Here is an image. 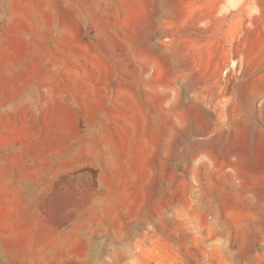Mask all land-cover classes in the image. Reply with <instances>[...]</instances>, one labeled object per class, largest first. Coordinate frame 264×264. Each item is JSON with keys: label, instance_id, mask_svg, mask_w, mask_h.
Wrapping results in <instances>:
<instances>
[{"label": "rangeland", "instance_id": "obj_1", "mask_svg": "<svg viewBox=\"0 0 264 264\" xmlns=\"http://www.w3.org/2000/svg\"><path fill=\"white\" fill-rule=\"evenodd\" d=\"M0 264H264V0H0Z\"/></svg>", "mask_w": 264, "mask_h": 264}, {"label": "crops", "instance_id": "obj_2", "mask_svg": "<svg viewBox=\"0 0 264 264\" xmlns=\"http://www.w3.org/2000/svg\"><path fill=\"white\" fill-rule=\"evenodd\" d=\"M15 12H12L11 14H10V23H9V25H8V31H12V29H13V26H14V22L16 21V17H15Z\"/></svg>", "mask_w": 264, "mask_h": 264}]
</instances>
